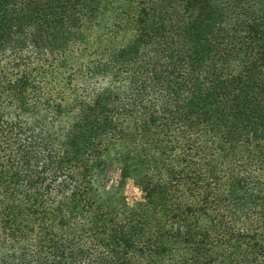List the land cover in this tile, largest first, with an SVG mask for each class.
<instances>
[{
  "label": "trees",
  "instance_id": "16d2710c",
  "mask_svg": "<svg viewBox=\"0 0 264 264\" xmlns=\"http://www.w3.org/2000/svg\"><path fill=\"white\" fill-rule=\"evenodd\" d=\"M126 3L0 0V264H264V0Z\"/></svg>",
  "mask_w": 264,
  "mask_h": 264
},
{
  "label": "rangeland",
  "instance_id": "374dc122",
  "mask_svg": "<svg viewBox=\"0 0 264 264\" xmlns=\"http://www.w3.org/2000/svg\"><path fill=\"white\" fill-rule=\"evenodd\" d=\"M113 7L106 13L100 15L99 18V26L101 28L97 29V32L100 34L104 32L103 27L111 26V24L114 22V18H128L127 16H118L116 17L117 12L120 11V8L124 6H127L126 0H111ZM134 35V32L132 30V27H130L127 24V21H124V27L121 29V31L117 34L116 44H125L129 39H131ZM59 72V71H58ZM61 76L59 73H56L55 75V82L51 85V88H61ZM99 174H103L101 176H105V180H108V182L115 183L117 182L120 173L118 166L112 165L107 167L105 171L100 172ZM123 192L130 198L137 197L138 193L136 188L134 187L132 181H127L125 185L123 186Z\"/></svg>",
  "mask_w": 264,
  "mask_h": 264
}]
</instances>
